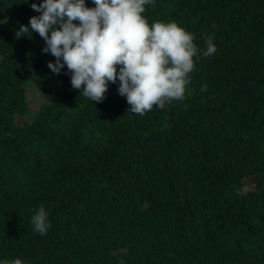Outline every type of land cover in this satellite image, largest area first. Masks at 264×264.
<instances>
[{"label": "trees", "instance_id": "1", "mask_svg": "<svg viewBox=\"0 0 264 264\" xmlns=\"http://www.w3.org/2000/svg\"><path fill=\"white\" fill-rule=\"evenodd\" d=\"M40 2L0 0V259L264 264V0L146 5L149 24L175 21L201 52L213 35L218 51L193 58L182 100L143 116L119 81L91 102L66 67L48 69L38 33L15 36ZM40 73L46 104L32 114L25 84Z\"/></svg>", "mask_w": 264, "mask_h": 264}, {"label": "clouds", "instance_id": "2", "mask_svg": "<svg viewBox=\"0 0 264 264\" xmlns=\"http://www.w3.org/2000/svg\"><path fill=\"white\" fill-rule=\"evenodd\" d=\"M91 2L94 7H87L85 0L32 3L39 15L15 32L17 38L38 33L45 44L42 53L55 58L48 62V69L59 75L66 66L72 88L91 102H103L109 83L119 81L118 94L126 97L129 111L143 116L154 106L182 100L195 67L193 58L210 57L218 51L213 35L207 37L206 50L201 52L193 43L194 35L175 21L149 24L143 15L145 6L156 0ZM206 90L207 85L202 86L201 91ZM31 223L41 236L50 229L43 205ZM0 264L24 261L0 259Z\"/></svg>", "mask_w": 264, "mask_h": 264}, {"label": "rangeland", "instance_id": "3", "mask_svg": "<svg viewBox=\"0 0 264 264\" xmlns=\"http://www.w3.org/2000/svg\"><path fill=\"white\" fill-rule=\"evenodd\" d=\"M41 75L45 76L44 74L40 73L38 77H40ZM43 78L45 79V77H40L41 83H36V81L33 78L25 84L26 102L32 114L37 112L40 106L46 104L43 93L41 92V84H42ZM23 120L30 121L31 116L25 119L19 118V117L16 118L17 123H21Z\"/></svg>", "mask_w": 264, "mask_h": 264}]
</instances>
